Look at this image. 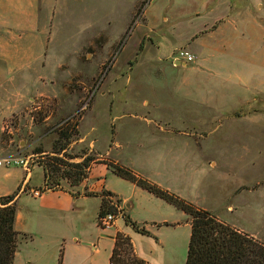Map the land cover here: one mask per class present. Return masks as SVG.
<instances>
[{
  "label": "rangeland",
  "instance_id": "obj_1",
  "mask_svg": "<svg viewBox=\"0 0 264 264\" xmlns=\"http://www.w3.org/2000/svg\"><path fill=\"white\" fill-rule=\"evenodd\" d=\"M141 1L0 0V158L22 154L31 165L52 155L95 159L96 145L264 242V93L238 100L233 89L209 83L207 61L193 69V39L209 21L200 0H148L136 13ZM180 50L193 60L177 61ZM75 123L69 145L52 152L59 130ZM18 169L0 165V186L6 171ZM30 203L19 198L17 208L24 213ZM86 206L36 216L29 248L46 254L34 262L53 264L59 229L63 245L73 234L98 235L96 203L89 198ZM189 230L166 227L174 252L153 257L185 264ZM29 248L19 246L14 264H33L25 260Z\"/></svg>",
  "mask_w": 264,
  "mask_h": 264
},
{
  "label": "crops",
  "instance_id": "obj_2",
  "mask_svg": "<svg viewBox=\"0 0 264 264\" xmlns=\"http://www.w3.org/2000/svg\"><path fill=\"white\" fill-rule=\"evenodd\" d=\"M199 3L202 10L207 13L209 21L193 39L194 43L198 42L196 47H193L196 51L193 69H196L200 62L207 61L210 65L208 73L213 77L209 79V83L215 89H233L238 100L253 99L264 93V0H200ZM207 34L210 39L208 44H204L206 47L198 40ZM152 120L154 121L153 118ZM155 126L160 131L166 130L161 123H155ZM92 144L89 143L90 148ZM95 149L100 157L91 162L87 176L81 182L46 189L40 195L32 194L31 189L45 184L42 164L34 163L28 171L21 166L22 169L14 173L10 171L4 173L7 185L0 186V195L13 192L21 184L16 198L14 227L18 231V237L12 264L15 262L19 246L29 248L33 244L34 239L29 233L33 232L36 216L42 214L47 219V215L50 214L61 216L83 212L87 208L89 198L96 203L95 226L98 235L79 238L73 234L63 245L64 240L61 237L66 235V232L59 229L55 238L56 253L51 254L53 264H58L60 253L61 264H110L109 255L117 230L130 236L133 249L138 256L151 264H166L158 262L153 257L154 253L171 256L174 252L171 246L173 241L168 242L162 236V232L166 227L173 228L182 223L188 224L190 229L189 215L147 189L117 175L103 160L121 161L100 150L96 145ZM36 170L39 172V181L33 180ZM134 170L142 174V171ZM120 182L129 188L128 194L122 190ZM103 190H109L117 195L124 203L125 213L136 223L143 225L148 232H140L127 223L124 217H117L113 229L108 228L102 232L97 217ZM19 198H25V201L32 200L24 213L17 208ZM41 227L49 229L45 223H42ZM102 237H107V241H102ZM140 238H147V243ZM26 253L28 255H25V260L33 264H38L34 260L39 258V254L41 256L46 254L32 247ZM103 257L104 259L106 257L105 261Z\"/></svg>",
  "mask_w": 264,
  "mask_h": 264
},
{
  "label": "trees",
  "instance_id": "obj_3",
  "mask_svg": "<svg viewBox=\"0 0 264 264\" xmlns=\"http://www.w3.org/2000/svg\"><path fill=\"white\" fill-rule=\"evenodd\" d=\"M142 0L136 13H140ZM142 46V43L139 45ZM76 132V123L59 130L58 143L53 145L52 152L63 151L70 143L71 136ZM69 158L74 157L68 155ZM94 157L85 155L79 161L63 160L52 155L47 161L40 163L45 172V184L50 187L60 185V177H64L69 184L81 182L88 173ZM119 176L128 179L167 202L182 209L189 215L190 233L188 239L185 264H264V242L250 233L223 221L207 208L179 195L175 191L163 187L159 183L140 174L131 167L113 160H103ZM63 167V169H61ZM59 170L60 173L58 172ZM50 172H58L56 178ZM21 184L11 193L0 195V264H12L17 246L18 231L14 227L16 198ZM102 199L98 210L99 218L106 212L113 211L108 195H114L109 190L101 192ZM124 219L142 233L148 230L132 220L125 212ZM110 264H151L138 256L130 236L120 230L114 234V244L109 255ZM61 264V253L58 259Z\"/></svg>",
  "mask_w": 264,
  "mask_h": 264
},
{
  "label": "built area",
  "instance_id": "obj_4",
  "mask_svg": "<svg viewBox=\"0 0 264 264\" xmlns=\"http://www.w3.org/2000/svg\"><path fill=\"white\" fill-rule=\"evenodd\" d=\"M176 58H179L176 60H180V61L181 59H183V61H191L193 60L194 55L187 50H180ZM0 165L6 166V167L19 165V166H22L26 171H28L31 165L30 157L24 156L22 154H8L0 158ZM56 187H59V186H56ZM50 188H53V187H50L49 185L44 184L42 187L32 188L31 192L34 195H40L44 190L50 189ZM108 197L110 199V204L113 206L114 210L106 212L99 218V226L103 230L107 229L108 227L113 226L116 218L123 217L124 212H125L121 200H118L117 197L114 195H108Z\"/></svg>",
  "mask_w": 264,
  "mask_h": 264
},
{
  "label": "water",
  "instance_id": "obj_5",
  "mask_svg": "<svg viewBox=\"0 0 264 264\" xmlns=\"http://www.w3.org/2000/svg\"><path fill=\"white\" fill-rule=\"evenodd\" d=\"M177 61H180V60H177Z\"/></svg>",
  "mask_w": 264,
  "mask_h": 264
}]
</instances>
